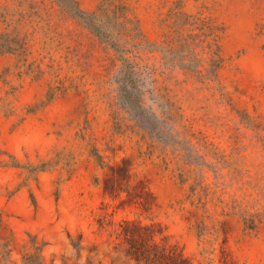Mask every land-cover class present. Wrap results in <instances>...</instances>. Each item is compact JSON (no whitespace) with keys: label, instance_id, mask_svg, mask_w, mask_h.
I'll return each instance as SVG.
<instances>
[{"label":"rangeland","instance_id":"1","mask_svg":"<svg viewBox=\"0 0 264 264\" xmlns=\"http://www.w3.org/2000/svg\"><path fill=\"white\" fill-rule=\"evenodd\" d=\"M74 1L129 39L146 121L155 113L170 132L153 138L120 107V62L67 10L76 3L0 0L12 50L0 55V235L12 260L136 264L119 233L128 220L191 264H264V0ZM194 56L201 73L180 65ZM92 146L153 199L123 208L105 195L113 174Z\"/></svg>","mask_w":264,"mask_h":264},{"label":"trees","instance_id":"2","mask_svg":"<svg viewBox=\"0 0 264 264\" xmlns=\"http://www.w3.org/2000/svg\"><path fill=\"white\" fill-rule=\"evenodd\" d=\"M64 0H57V2L63 3ZM76 3L74 0H70ZM71 14L84 23L99 40L109 46L115 53L117 60L120 62V67L117 73L113 77V82L116 85V99L120 107L130 114V120H132L135 126L143 131L145 134L158 140H164V137L170 132L165 126L170 125L167 120L155 114L150 113L154 119V124L150 125L146 121V117L143 113V97L145 91L143 87L146 85V79L139 71L138 66L130 58L129 54L132 53L127 47L129 39L120 38V30L118 26H109L104 19L97 14L96 11H85L81 9L77 3L76 7L67 8ZM115 20H119L121 16L117 12L112 14ZM119 25V23H118ZM264 34V32H261ZM155 51H160L159 48H154ZM11 44L0 37V55L11 53ZM181 67L189 69L191 64H196L195 73H201L199 69V62L197 63V57L191 58V62H181ZM169 116L173 119L174 116L169 112ZM167 117L170 121L171 118ZM90 157L101 166V168H109L113 174L111 178H108L103 186V191L112 200H120V204L131 205L137 203L144 206L141 202L142 195L146 194L149 198L153 199V196L148 191L137 189L142 181H139L137 185L133 184V175L130 168L127 165L115 164L111 165L106 162L105 156L100 153V150L95 146H92L90 151ZM44 169H38L43 171ZM115 174V175H114ZM125 194L126 198L120 199ZM154 203V201H153ZM3 220L0 215V228L2 227ZM120 235L127 244L126 253L133 259L136 264H191L187 257H185L175 246H169L165 242H159L156 239V231L152 226H143L138 222L124 220L120 224ZM12 240H6L0 235V264H15L12 260ZM36 260L31 258L25 259V264H46L42 252L35 257Z\"/></svg>","mask_w":264,"mask_h":264}]
</instances>
